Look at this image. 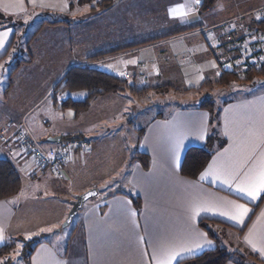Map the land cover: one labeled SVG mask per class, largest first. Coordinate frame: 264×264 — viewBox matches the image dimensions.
<instances>
[{
    "label": "crops",
    "instance_id": "0c3cea01",
    "mask_svg": "<svg viewBox=\"0 0 264 264\" xmlns=\"http://www.w3.org/2000/svg\"><path fill=\"white\" fill-rule=\"evenodd\" d=\"M201 2L116 0L114 3L121 6V33L114 32L115 27L109 24L97 27L96 13L74 15L72 21L80 17L96 20L95 28L88 33L91 42L85 40L84 33L70 28L72 21L68 25L45 24L34 39H30L33 33L30 34L25 45L30 61L13 68L11 78L18 75L21 66L34 63L37 52L48 44L46 39H59L60 56L55 57L56 53L44 56L50 63L47 69L52 70L51 74L42 72L36 75L39 79L30 77L32 82L26 78L21 83L14 77L9 91L4 93L10 95L16 83L23 84L24 91L18 99L6 100V107L0 104V158L9 159L20 176L19 191L0 199L3 237L0 247L10 238L22 237L30 242L33 249L22 264H160L173 253L179 256L172 264H179L214 247L230 254L226 264H237L236 252L251 253L264 264V193L253 200L238 191L258 177L264 164V77L253 79L254 83L244 87L246 91L221 101L215 123L208 108L200 104L178 106L174 95L172 102L160 101L164 104L163 111L146 112L141 127H137L133 120H126L129 116L137 118L139 103L144 97L133 99L134 95L128 92L100 96L86 108L75 110L74 117L68 119L77 122L72 130L40 128L39 134L47 142L54 136L62 139L80 136L92 143L85 151H73L59 173L30 162L14 140V124L18 122H23L36 140L37 124L47 122L37 110L52 95L54 85L65 70L73 65L87 64L117 75L137 88H147L145 95L162 96L175 88L187 94L196 84L217 85L219 70L231 69L234 58L222 36L224 24L257 26L256 23L264 21V0H217L211 9L202 13L199 12ZM73 4L70 7V0H0L3 15L0 19L5 22L0 25L3 43L0 60L13 47L18 34L14 23L18 18L23 16L25 24L33 21L37 26L43 19H71L67 15L76 9ZM220 9L222 13L214 17L212 14ZM28 14L31 16L26 18ZM129 26L132 31L127 29ZM251 29L242 32L250 47ZM41 34L45 38L39 43ZM102 38L108 42H97ZM128 45L133 46L123 48ZM111 47L123 50L87 61L93 53ZM41 58L37 60L43 61ZM195 71H201L202 76H194ZM162 86L169 88L161 92L158 87ZM74 93L83 98H72ZM59 94H68L74 100L85 97L82 91ZM122 98L132 101L129 106L132 112L122 111L124 118L120 127L128 128L123 138L127 146L136 140V148L132 147L129 160L115 170L113 163L105 168L103 161L95 160V154L102 147L115 153L120 149L119 137H115L120 127L114 126V112L110 107ZM61 105L54 100L52 109L70 108ZM61 120H67L65 115ZM211 135L215 138L207 163L194 178L182 175L180 165L186 149L204 147ZM137 151L149 155L146 168L133 159ZM115 173H125L128 186L105 192L102 188L101 192L99 183ZM21 175L35 190L23 189ZM117 181L111 179L110 183ZM90 188L97 190L96 195L83 203L67 226V236L61 238L64 228L60 224L70 208L69 201ZM58 193L69 196L68 201L61 198L55 202ZM134 197L138 198L137 205ZM235 205L248 209L240 220L232 218L236 215Z\"/></svg>",
    "mask_w": 264,
    "mask_h": 264
},
{
    "label": "rangeland",
    "instance_id": "374dc122",
    "mask_svg": "<svg viewBox=\"0 0 264 264\" xmlns=\"http://www.w3.org/2000/svg\"><path fill=\"white\" fill-rule=\"evenodd\" d=\"M75 2V7H76V11H72L70 14H68L67 16H69V18L74 19L73 16L76 15H82L85 12H89V13H96L95 18L97 19V23L96 26L97 27H106V24H109V26H114V32L116 33H121L120 32V26H121V22H120V15H121V6L118 3H114L115 1H113L112 5L109 8L106 9H101L95 12H91L89 10V5L87 4H76L77 0H74ZM216 7V6H215ZM219 7V6H218ZM225 12V11H224ZM42 13V12H39ZM221 9L218 10V12L216 11L214 14H212L214 17L220 15ZM226 13V12H225ZM72 15V16H71ZM29 16H31V14L28 16H26V18ZM35 18V16H33V19ZM23 19H25V17L21 16L20 19L18 18L16 20V26H17V30H18V34L16 36V39L14 41L13 47L10 49L8 55L3 58L2 60H0V104H3L6 107V100L9 99H14L17 98L22 94V92L24 91L23 87L24 85L16 83V87L13 90V92L8 95L5 92V90L9 91V87L12 84V79L14 82V77L15 79H17V81H19L21 83V81L23 79L29 78L28 81L32 82L31 78L34 79H39L40 77L36 78V75H39V73L43 74L45 72L51 74V71H48V67L50 65L49 62H46V58L44 57L47 54L53 55L56 53V55H54L55 57L60 56V52L58 51V42L59 39H57V37L55 38H49L46 39L47 43L46 46H44L43 48L40 49V52L38 53L37 51V55L34 58V63L30 64V65H24L21 66L19 68V70L17 71L18 75L17 76H10V73L12 72L13 68L15 67V65L23 60V59H28L29 58V54L27 53L26 50V43L28 40V37L30 36V34H32L34 32V30L37 28V24L36 22H28L25 24V22L23 21ZM85 18L80 17L77 18L76 20H73L70 24V28L73 29V27L76 29L77 32H82L84 33V36L89 42H91V38H89L88 33L95 28V21L91 20V21H87L84 20ZM99 22V23H98ZM0 25L5 24V22L3 20L0 19ZM228 22H226L227 25ZM232 23V22H230ZM32 25H35L32 29ZM224 25V28L225 26ZM235 26H237L241 31H244L245 33L248 32V30H250L252 27L250 26V24L248 25H243L240 23H236L234 24ZM243 27V28H242ZM127 29H129V31H132V27L129 26ZM45 30V29H44ZM225 30V29H224ZM47 30H45L43 33H46ZM52 31V30H49ZM252 33L250 34V43L256 44L258 43V40H262V43L264 45V32H262L261 30H258V28L256 26H254L251 29ZM255 32H257L258 34H255ZM93 33V32H91ZM82 35V34H81ZM262 37V39L260 38ZM45 38L44 34H41L40 36H38V41L39 43L41 42V40H43ZM96 38V37H95ZM105 40V41H104ZM115 40V38H114ZM108 42L107 38H102L101 40H97V42ZM64 42V41H63ZM93 43V42H92ZM65 44V42L63 43V45ZM250 47V46H249ZM254 49H250V51H253ZM39 54V56H38ZM263 56L261 57V59L259 61H257V65L256 68L257 69H261L262 68V64H264V52L262 54ZM43 58V61L41 60H37V58ZM41 58V59H42ZM29 63V62H28ZM250 68V67H255V66H246L244 65V68ZM223 71V70H221ZM221 71L219 70V75L221 73ZM55 72V71H53ZM118 74V73H117ZM40 76V75H39ZM194 76L196 77H201V71H195ZM260 77H264V74L259 76V77H254L251 80H245V78H243V76L239 79V80H234L232 82H228L227 84H217L214 85L213 82H211L209 85H200V84H196L193 86L192 90L188 89V93L185 94L184 91H181V88H175L174 90H172L171 92L165 94L162 93V96H159V94H149V95H145L148 93V91L141 96L144 97V99L141 101V103H139V108L138 111L136 113L137 118H132L131 116L127 117L126 121L129 120H133V124H135L137 127H141L142 125V117L145 116L146 112H149L150 114L152 113H157L158 111H163L164 108V104H160L161 103H167V102H172L174 101V95H176V105L178 106H182V105H188V104H201L202 102H204L206 99L210 100V106H212L213 111H212V118L213 121L215 123V113L217 111V108L220 104L221 101H223L224 99L230 98L236 94H239V91H246V89L244 87L247 86V83H252L256 78H260ZM219 78V76H218ZM217 78V79H218ZM259 81V79H257ZM255 80V81H257ZM213 81V80H212ZM254 83V82H253ZM33 84V83H31ZM28 86L30 85L27 84ZM245 85V86H243ZM165 86L162 87H158V90H162V89H166L164 88ZM179 87V86H178ZM169 88V87H168ZM242 88V89H241ZM27 90V89H26ZM163 92V90L161 91ZM15 93V96H13ZM185 94V95H184ZM72 98L74 99H82L83 95H76L71 94ZM68 96V94H59L55 96V100H57L59 103H61L62 101H64L66 99V97ZM133 97V96H131ZM162 97V98H161ZM53 95H50V97L42 104L41 108H39L40 114H44L45 118L47 119V122H43V123H38L37 124V128L38 130L37 133L38 135H36V140L41 144L42 147L44 148H49L50 146L55 145L56 143L53 142H47L46 139L41 136L39 133L40 128L43 130H49V131H54L56 129H73L76 126V123L73 119H71V121H69L68 119L71 117L73 118L75 115V109L73 108H68V109H64V110H53L52 109V103L54 102V98ZM136 96L133 97V99H135ZM140 98V97H138ZM7 102V101H6ZM143 103V104H142ZM132 105V101H127L125 98L120 99V101L117 102V104H113L110 107V110L114 112L113 115V120L114 121V126L116 125L117 128L120 127V123H122V119L124 118V114H122V111H129L132 112L129 108V106ZM47 106H49V108H46ZM118 106L120 107V109L118 110ZM37 111L35 113H37ZM65 115L66 117V121L62 122L61 117ZM21 123V122H18ZM14 129H16V127H14ZM127 129L126 126H121L118 130L117 133H119L118 135H116L115 137L118 138L119 140V145H120V149L118 150L117 153L112 152L110 150H108L105 147H102L98 150H96V154H95V160H101L103 161L105 168H107L108 166H110L111 163H113V167L115 168V170H118L120 168V163L121 164H125V162H127L126 160H129L131 153L133 152L134 149L136 148V140H134L133 142H131V144H129V146H127V143L124 141L123 136L127 135ZM121 133V134H120ZM215 134V132L213 133ZM213 136V135H212ZM215 136V135H214ZM213 136V138H215ZM34 138V137H33ZM122 139V141L120 140ZM214 140V139H213ZM105 145L108 146V144L106 143V141L104 142ZM127 146V147H126ZM22 153V152H21ZM26 156V155H25ZM30 160V159H29ZM28 160V161H29ZM31 162V160H30ZM29 164V163H27ZM36 165V164H35ZM99 168V167H98ZM114 171V170H113ZM117 179L118 181L115 183H110L111 179ZM25 177H23L21 175V180H22V186L23 189L26 190H35L34 186H31L30 183L27 184L26 180H24ZM105 181H101L99 183V188L101 190V192H103L104 188V192L105 191H115L117 190H121L123 188H125L127 182L125 181L126 179V174L125 173H115L113 176H107L105 177ZM26 181V182H25ZM67 182H64V184ZM63 184V186H64ZM128 186V185H127ZM126 186V187H127ZM44 185H43V190H44ZM64 187H62L63 189ZM66 189L64 188L62 191L66 194ZM73 193H69V195H72ZM58 196V200H54L55 202L60 201L59 199L64 198L65 201H68V197H62V195H59V193L57 194ZM71 201V200H70ZM69 201V202H70ZM68 205V204H67ZM69 210V209H68ZM68 212V211H67ZM72 223V222H71ZM62 224V223H61ZM60 224V226H61ZM60 226L57 228L59 229ZM69 231V227H65L64 229L61 230V234L60 237L64 238L67 236ZM27 242L24 238L20 237V238H10L8 239V241L6 242L5 246L8 247L7 249H4L1 256H0V264L5 263V260H8V264H22L23 263V249L24 247H26Z\"/></svg>",
    "mask_w": 264,
    "mask_h": 264
},
{
    "label": "trees",
    "instance_id": "16d2710c",
    "mask_svg": "<svg viewBox=\"0 0 264 264\" xmlns=\"http://www.w3.org/2000/svg\"><path fill=\"white\" fill-rule=\"evenodd\" d=\"M113 1L115 0H77L76 4H87L89 5V10L91 12H95L101 9L109 8ZM217 0H202L199 5V12H205L211 9ZM74 0H70V7L74 4ZM0 17L3 18L2 13H0ZM72 19L54 18V19H43L38 23L37 28L34 30L30 39H34L37 35L38 31L41 30L42 26L45 24H66L68 25ZM11 22V21H10ZM13 23V22H11ZM1 24V23H0ZM16 24V23H14ZM257 24L258 30L264 32V21H260ZM226 25V23L224 24ZM226 27V26H225ZM225 29V28H224ZM242 32L239 31L240 41H245L246 38L243 36ZM179 33V32H178ZM224 39V37H223ZM225 40V39H224ZM225 43H227L225 41ZM228 44V43H227ZM135 45V44H134ZM247 45V44H246ZM252 46V43H250ZM133 45H128L123 47L131 48ZM231 50V48L229 47ZM122 47H111L108 50H101L93 53L87 58V61H95L100 58H104L106 56H113L117 52H120ZM29 59H23L19 61L15 67L19 66L22 63L29 62ZM261 69H257L256 67H248L244 68L242 65H238L235 63L233 58V65L231 69H224L220 75L217 84H227L228 82H232L234 80H239L242 76L245 80H251L254 75L255 77H259L264 74V64H262ZM168 88V87H164ZM147 88H137L133 84H129L125 79L114 75L112 73L106 72L104 70L95 68L93 66L87 64H78L70 66L65 70L59 80L56 82L53 88V98L55 100V96L60 92H77L82 91L85 93V97L83 100H74L71 97H66L64 101H62V107L73 108L75 110L86 108L92 101L96 100L100 96L115 94L120 92H128L136 97H141L147 92ZM202 105L212 113V106H210V100L206 99L202 102ZM80 137V136H77ZM72 138V137H68ZM84 138V137H82ZM213 136H209L204 147L200 146H190L186 149L181 165H180V173L187 177H196V175L200 172V170L207 163L212 147H213ZM133 159L137 160L144 168L148 166L149 163V155L144 152H135L133 155ZM20 189V176L12 164V162L7 158H0V199L8 198L14 194H16ZM134 202L138 204V198L134 197ZM31 243H27L26 247L23 249V260L30 255L33 245ZM5 245L0 247V256L4 249H7ZM238 256L237 264H262V261L259 260L255 255L251 253H240L236 252ZM230 254L220 247H214L212 249H207L202 251L201 253L189 257L180 261L179 264H226L229 260ZM249 262V263H248ZM8 264V260H5V263Z\"/></svg>",
    "mask_w": 264,
    "mask_h": 264
},
{
    "label": "built area",
    "instance_id": "2783aa9c",
    "mask_svg": "<svg viewBox=\"0 0 264 264\" xmlns=\"http://www.w3.org/2000/svg\"><path fill=\"white\" fill-rule=\"evenodd\" d=\"M240 29L233 23L228 22L223 37L234 53V61L242 66H255L261 59L264 52L262 40L249 47L246 42L240 41ZM250 38V37H249ZM254 49L250 51V49ZM224 70V68L222 69ZM14 140L19 145L23 154H25L33 163L41 169H49L59 173L61 168L70 158L73 151H85L91 146V141L87 138L72 137L64 138L53 147L44 148L28 132L23 122L14 124Z\"/></svg>",
    "mask_w": 264,
    "mask_h": 264
},
{
    "label": "snow or ice",
    "instance_id": "6c2138e0",
    "mask_svg": "<svg viewBox=\"0 0 264 264\" xmlns=\"http://www.w3.org/2000/svg\"><path fill=\"white\" fill-rule=\"evenodd\" d=\"M6 36V34H5ZM0 47H3L2 40H0ZM238 191L245 193L248 197L255 200L261 193H264V164L261 165V170L259 172L258 177L246 182L243 186L238 188ZM236 215L233 216V219L240 220L244 217V215L248 212V209L243 205H235ZM223 214V213H222ZM3 237L0 235V240ZM200 247V245H197ZM190 251V249H186ZM179 256V253H173L169 257L160 261V264H172V261Z\"/></svg>",
    "mask_w": 264,
    "mask_h": 264
},
{
    "label": "water",
    "instance_id": "95a60500",
    "mask_svg": "<svg viewBox=\"0 0 264 264\" xmlns=\"http://www.w3.org/2000/svg\"><path fill=\"white\" fill-rule=\"evenodd\" d=\"M48 140L53 143H59L62 140V138L60 136H54V137H50ZM96 193L97 190L95 188H90L80 194H77L70 201V208L67 212L65 220L61 224V228L67 227L71 223L72 218L77 214L78 210L81 208L83 203L88 199L92 198L93 196H95Z\"/></svg>",
    "mask_w": 264,
    "mask_h": 264
}]
</instances>
